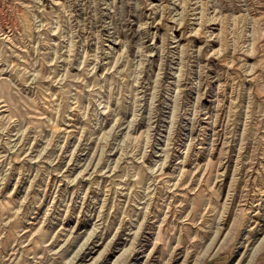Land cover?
Masks as SVG:
<instances>
[{"label":"rangeland","instance_id":"374dc122","mask_svg":"<svg viewBox=\"0 0 264 264\" xmlns=\"http://www.w3.org/2000/svg\"><path fill=\"white\" fill-rule=\"evenodd\" d=\"M262 237L264 0H0V264H264Z\"/></svg>","mask_w":264,"mask_h":264},{"label":"bare ground","instance_id":"6f19581e","mask_svg":"<svg viewBox=\"0 0 264 264\" xmlns=\"http://www.w3.org/2000/svg\"><path fill=\"white\" fill-rule=\"evenodd\" d=\"M99 242H100V240H99ZM261 243H259V244H262V246H264V237H262L261 238V241H260ZM108 243V242H107ZM90 246V245H89ZM103 246V245H102ZM104 247V246H103ZM90 251V250H89ZM126 251V250H125ZM93 259V258H92ZM98 259V258H97ZM101 259V258H100ZM71 260V259H70ZM84 255L82 254V253H77L75 256H74V258H73V262L75 263V264H84ZM94 260V259H93ZM99 260V259H98ZM72 262V263H73ZM68 263V262H67ZM91 263V262H90Z\"/></svg>","mask_w":264,"mask_h":264}]
</instances>
